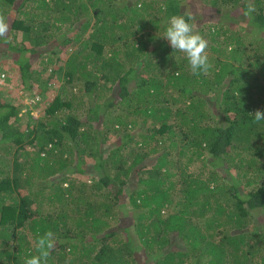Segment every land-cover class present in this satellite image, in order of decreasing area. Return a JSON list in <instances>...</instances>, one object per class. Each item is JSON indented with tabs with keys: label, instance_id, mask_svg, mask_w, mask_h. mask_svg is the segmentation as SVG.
<instances>
[{
	"label": "trees",
	"instance_id": "obj_1",
	"mask_svg": "<svg viewBox=\"0 0 264 264\" xmlns=\"http://www.w3.org/2000/svg\"><path fill=\"white\" fill-rule=\"evenodd\" d=\"M251 2L0 0V71L45 101L24 120L0 96V264H24L48 230V264H264ZM172 15L208 41L207 75L164 37Z\"/></svg>",
	"mask_w": 264,
	"mask_h": 264
},
{
	"label": "clouds",
	"instance_id": "obj_2",
	"mask_svg": "<svg viewBox=\"0 0 264 264\" xmlns=\"http://www.w3.org/2000/svg\"><path fill=\"white\" fill-rule=\"evenodd\" d=\"M141 7L142 5H137ZM255 10L251 0H247L246 15ZM191 17L172 15L167 19L164 37L168 40L172 50L183 53L188 61L193 75H207L212 65L207 54L208 41L200 34L196 26L191 23ZM8 25L4 16L0 15V37L6 36ZM34 93V92H33ZM36 94V93H34ZM39 94H36L37 99ZM254 121H264V110H256ZM56 247V237L51 230L36 237L34 241L35 253L25 258L24 264H48L52 250Z\"/></svg>",
	"mask_w": 264,
	"mask_h": 264
},
{
	"label": "rangeland",
	"instance_id": "obj_3",
	"mask_svg": "<svg viewBox=\"0 0 264 264\" xmlns=\"http://www.w3.org/2000/svg\"><path fill=\"white\" fill-rule=\"evenodd\" d=\"M64 56V55H63ZM0 96L10 101L11 103H17L19 106L18 114L23 116L24 120L27 118L26 114L30 117H38L40 115V111L45 104V101L41 100V95L36 99V94L31 90H24L20 86L19 79L17 75L14 73V69L8 68L7 70L0 71ZM60 78L63 81L62 75L60 73ZM76 84V82H75ZM6 85L7 87L3 86ZM69 89V88H68ZM74 89V88H73ZM72 89V90H73ZM53 91V90H50ZM66 90L65 92H68ZM47 95V94H45ZM76 113V111H75ZM20 117L18 116L15 125L22 124L23 121L18 120ZM62 152V151H61ZM60 155V154H59ZM52 189L46 187L45 193H50Z\"/></svg>",
	"mask_w": 264,
	"mask_h": 264
}]
</instances>
